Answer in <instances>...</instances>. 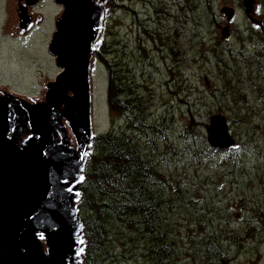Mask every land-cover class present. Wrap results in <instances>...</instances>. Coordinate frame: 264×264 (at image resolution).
Returning a JSON list of instances; mask_svg holds the SVG:
<instances>
[{"label":"trees","instance_id":"16d2710c","mask_svg":"<svg viewBox=\"0 0 264 264\" xmlns=\"http://www.w3.org/2000/svg\"><path fill=\"white\" fill-rule=\"evenodd\" d=\"M195 4L191 5L187 0L186 7H183L182 1L177 0L184 15H187L186 12H195L197 8L201 11V3L195 1ZM202 6L201 12L206 18L213 17L215 12L210 0H203ZM117 7L118 11L129 9L124 4ZM132 12L136 16V12ZM257 29L259 35L264 36V28ZM109 34L108 30V38ZM144 34L154 42L155 47L160 45L162 38H169L160 31L145 29ZM251 34L254 35L253 32ZM180 35L183 38L184 33L178 26L171 38L176 43ZM189 40L193 47L200 45L193 38ZM157 52L160 62L165 63L163 68L166 78L160 82L155 78V74L160 71L153 58V51L142 46L139 40L135 48H132L124 43L123 38L118 40L116 36L110 43L107 42L105 50L99 54L100 66L107 74L112 123L109 131L96 138L94 155L83 186L80 207L87 238L84 264H125L124 259L114 252L115 242L123 244V240L133 247V252L139 254L145 264H199V261L201 264H227L230 258H227L226 252L219 245L216 234L225 227L224 222L218 219L220 213L223 216L227 213V207L231 209L232 206L214 209L213 216L209 214L207 205L204 208L200 206L205 199L198 197L206 196L202 190L205 183L211 181L206 180L203 169L208 167L218 170L207 166L201 153L224 155L232 161L234 167L245 166L241 159L247 157L246 169L250 163L264 162V141L258 137L264 132V123L248 122L245 118L246 112L250 111L248 106L231 103V70L224 66L226 70H221L220 79L210 82L209 90L203 93L210 79L208 74L200 75L196 71L189 74V70H178L174 64L167 67L169 58L173 57L175 62L180 60L178 50L171 46L168 54L161 53L158 48ZM240 53L245 54V51ZM157 86L171 91L174 96L180 91H186V100L190 99L192 92L198 93L200 104H194L192 125L176 130L172 120L174 112L166 122L149 120L145 113L154 106L153 93L161 92L156 89ZM145 91L149 93V98L142 96ZM220 93L221 104L215 102ZM225 96L230 100L227 105L224 102ZM252 103V110L253 107L261 108ZM218 113L227 115L232 121L233 132L238 140L233 151L216 149L209 144L207 127L211 117ZM236 114L243 116L237 123L232 120ZM181 123L187 121L182 120ZM253 125L257 127L254 130ZM176 160H183V165L174 166L179 171L173 174V168L166 163L170 161L172 164ZM217 186L215 182V188ZM215 191L220 193L217 189ZM215 205V201L208 204L211 209ZM181 208V213L186 214L181 219L188 223L192 221L196 226V229L188 230V235L195 233V236L188 238L186 249H181L182 242L176 238L177 229L169 223V220H175L177 216L174 213ZM196 223L209 236L200 244V228ZM255 224L264 225V215L254 216L243 229L234 228L236 237L242 230L244 238H254Z\"/></svg>","mask_w":264,"mask_h":264},{"label":"water","instance_id":"95a60500","mask_svg":"<svg viewBox=\"0 0 264 264\" xmlns=\"http://www.w3.org/2000/svg\"><path fill=\"white\" fill-rule=\"evenodd\" d=\"M43 1L6 0L4 35L42 26L35 9ZM255 1L242 0L246 14ZM53 2L61 11L48 51L58 73L45 77L39 95L0 84V264H84L87 252L80 205L98 136L95 68L117 0ZM207 138L216 149L236 143L222 115L211 118Z\"/></svg>","mask_w":264,"mask_h":264},{"label":"rangeland","instance_id":"374dc122","mask_svg":"<svg viewBox=\"0 0 264 264\" xmlns=\"http://www.w3.org/2000/svg\"><path fill=\"white\" fill-rule=\"evenodd\" d=\"M181 1L183 7H186L187 0ZM195 1L201 3V11H203V0H189L191 5H196ZM210 2L215 13L213 17L206 18L199 8L193 13L186 12L187 15H184L177 5V0H117V5L108 24L110 32L108 43L117 36L118 40L121 37L124 43L135 48L138 40L141 41L142 46H145L150 52L153 51V58L160 71L159 74H155V78L160 82L166 78L163 68L165 63L160 62L157 52V48L159 49L161 46L155 47L154 42L144 34V30L160 31L163 35L169 36V44L172 49L179 51L180 60L175 62L173 57L169 58L167 67L174 64L178 70H180L179 68H182L184 72L189 70V74L193 71L200 75L208 74L210 79L203 89V93L207 92L210 88L209 83H214L213 80L215 81L217 78L220 79L221 70H226L225 60L231 53L240 54L241 51L250 53L252 50H246L245 44L261 40L259 31L254 29L253 22L248 18L249 23L242 20L243 16L246 17L245 10L244 13L241 10L242 0H210ZM119 4H124L129 9L118 11ZM256 4L260 15L262 16L263 13L264 16V0H257ZM225 8L234 9L236 19L233 17L228 20L222 12ZM158 9L160 10L159 17ZM35 11L44 14L45 23L25 36L12 38L3 33L8 18L6 0H0V84L10 85L15 91L29 95H39L43 89L41 83L45 77L54 78L59 71L55 64V58L48 51V46L54 32V18L60 13L61 8L53 0H44ZM132 11L136 12V16ZM237 18H240L242 22ZM178 26L184 33L183 39L180 35L179 45L171 38V34H174ZM237 29L239 33H237ZM189 38H193L200 45L193 47ZM101 67L99 62L94 86V114L99 135L109 131L112 123L108 105L107 74ZM199 81H201L200 78ZM156 89L161 92L153 93L152 104L154 106L145 113L149 120L166 122L174 112L172 120L175 122L176 130L183 129L185 125H192L191 115L195 112L194 104H200L198 93L192 92L190 99L186 100V91H180L174 96L171 91H165L158 86ZM221 95L222 93L218 95L215 102L218 101L221 104ZM142 96L149 98V93L145 91ZM224 102L226 105L229 104V98L225 96ZM182 120L187 123H181ZM229 126L233 130L231 122H229ZM201 156L203 161L207 162V166L218 170L208 167L203 169L206 180L211 181L205 183L204 190H202L206 196L198 197L205 199L203 203H200V206L204 208V205H207L211 216L214 215V209L219 210L224 209L227 205L232 206L231 209L227 207V213L223 216L220 213L218 219L224 222L225 227L216 234L219 245L226 252L227 258H230L227 264H264L263 224L258 225L259 233L253 240L244 238L242 230L240 235L237 234L238 237L231 232L232 228L243 229L250 219L256 216L253 211L256 210L257 203L264 197V162L250 163L246 169L247 157L241 159V163H244L245 166L234 167L232 161L225 158L224 155L201 153ZM182 161L176 160L172 164L167 161L166 165L171 166L173 174H175L179 169L174 166H182ZM215 182L218 184L216 188ZM215 189L220 193H216ZM192 191L195 192L196 189L193 188ZM205 201L207 202L205 203ZM211 201L216 202L212 209L208 206ZM182 210L181 208L174 213L177 217L175 220H169V223L177 229L178 236L176 238L182 242L181 249H186L188 248V238L195 236V233L188 235V230H194L196 226L192 221L188 223L181 219L186 216L185 213H181ZM257 210L264 213L263 208H257ZM197 227L200 228L198 224ZM208 237V234L200 228L199 244L207 240ZM122 242L123 244L115 242L114 252L124 259L125 264H145L139 254L133 252V247L130 244L125 243L124 240ZM220 264L226 263L221 262Z\"/></svg>","mask_w":264,"mask_h":264},{"label":"flooded vegetation","instance_id":"af4514ba","mask_svg":"<svg viewBox=\"0 0 264 264\" xmlns=\"http://www.w3.org/2000/svg\"><path fill=\"white\" fill-rule=\"evenodd\" d=\"M257 3V0L255 4ZM253 6L251 14H246V17L243 16L242 20L247 23L248 19L252 21L255 30H258L257 27L260 29L264 28V16L260 15L258 11L257 4ZM241 8L242 12L244 13L243 9ZM246 13V12H245ZM261 16V17H260ZM236 19V18H235ZM241 21L240 18H237ZM236 21V20H235ZM242 22V21H241ZM249 23V22H248ZM242 28V27H241ZM240 28V29H241ZM253 29V28H252ZM183 39V38H182ZM264 36L261 37L260 41H253L251 43L245 44L246 50H253L250 53L245 51V54L239 53H231L230 56L227 57V63L225 67L231 70L232 74V87H231V103L235 105H241L244 107L249 108L250 111L246 112L245 118L248 122L253 123L254 121H259L260 123H264ZM180 40H176V44L179 45ZM159 50L161 53L168 54L170 52V44L169 38L165 37L162 38L160 41ZM248 46V47H247ZM179 48V47H178ZM105 50V49H104ZM179 53V51L177 52ZM258 104L259 107H252L253 104ZM223 114V113H218ZM227 116V115H226ZM236 114L233 117L234 122H239L243 118V116H239ZM231 121V120H230ZM232 123V121H231ZM256 126H252V129H256ZM232 135L235 136L233 130ZM258 137L264 141V132H261ZM237 139V137L235 136ZM238 144V140H237ZM263 206L264 209V197L258 202ZM264 214V213H263Z\"/></svg>","mask_w":264,"mask_h":264},{"label":"bare ground","instance_id":"6f19581e","mask_svg":"<svg viewBox=\"0 0 264 264\" xmlns=\"http://www.w3.org/2000/svg\"><path fill=\"white\" fill-rule=\"evenodd\" d=\"M222 146V145H221Z\"/></svg>","mask_w":264,"mask_h":264}]
</instances>
